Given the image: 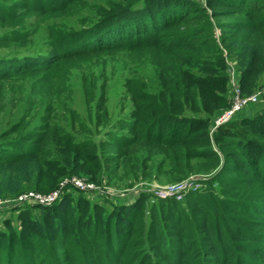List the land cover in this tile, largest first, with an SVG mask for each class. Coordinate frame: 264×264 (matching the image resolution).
Returning <instances> with one entry per match:
<instances>
[{"label":"trees","instance_id":"obj_1","mask_svg":"<svg viewBox=\"0 0 264 264\" xmlns=\"http://www.w3.org/2000/svg\"><path fill=\"white\" fill-rule=\"evenodd\" d=\"M84 3L16 0L11 8L0 5V23L15 25L29 14L69 12ZM102 14L91 27L64 35L55 45L59 49L50 57L0 61V78L9 77L13 71L37 75L56 68L59 72L57 69L67 61L147 45L157 51L160 64L167 66L168 74L162 70L159 76L165 94L182 102L183 88L189 93L192 87L200 109L207 116L213 115L229 106L225 58L217 48L214 54L195 61L202 45H215L213 35L206 30L213 16L235 18L220 24L225 34L252 35L247 47L249 59L239 84L242 95L257 88L255 82L264 57V47L257 37L264 30V0H142L138 7L131 2H113L102 9ZM183 27H187L184 32ZM20 40L25 42L24 37ZM194 62L198 65L196 74L191 70ZM132 83L129 91L135 120L130 135L110 141L114 148L130 149L141 140L152 147L166 148L163 153L170 160L175 156L179 161L204 159L213 161L214 166L221 164L219 173L230 174L213 177L220 181L221 197L213 195L211 185L206 199L192 189L179 199H158V205L148 206L150 195L141 194L133 206L121 205L109 217L115 233L123 237L121 247L113 248L112 239L104 245L98 240L100 232L111 229L106 219L113 213L107 214L102 204L89 202L83 191L65 186L56 205L17 204L16 232L7 236L0 232V244L9 242L7 255H0V264H125L124 257H128V264H264V106L239 114L211 133V119L174 114L182 109L170 112L156 95ZM66 141L67 146L86 156L96 154L92 140L66 137ZM22 150L16 149L19 155ZM0 154L4 156V152ZM72 190L76 193H70ZM145 204L149 224L138 219ZM32 207L43 210L41 220L32 215ZM91 227L95 234L90 233ZM17 245L19 252L14 249Z\"/></svg>","mask_w":264,"mask_h":264},{"label":"rangeland","instance_id":"obj_2","mask_svg":"<svg viewBox=\"0 0 264 264\" xmlns=\"http://www.w3.org/2000/svg\"><path fill=\"white\" fill-rule=\"evenodd\" d=\"M15 2L0 0V5L11 8ZM113 2H131L138 7L142 0L135 3L133 0H85L84 4L69 12L29 14L23 22L15 25L0 23V61L12 62L26 56L51 55L52 51L59 49L55 45L64 35L91 27L103 17L102 9H108ZM234 20L210 16L206 30L213 35L215 45L211 48L207 44L202 45L200 52L195 53V61L197 58L202 60L217 52L218 48L225 58L229 105L238 94L239 98L250 95L241 94L239 83L249 59L247 47L252 35L237 32L225 34L219 29L220 24ZM186 30L187 27L182 28L183 32ZM20 37H24L25 42ZM257 37L264 47V30ZM197 66L196 62L191 64L195 74ZM162 70L168 74L167 66L160 64L157 51L147 45H138L64 62L57 69L59 72H56V68L37 75L13 71L9 77L0 78V153L4 152V156L0 154V232L5 236L9 232H16L17 198L31 192L43 196L57 192L60 199L65 192L62 185L72 178L97 187L84 192L89 200L84 198L91 203L102 204L107 214L113 213L106 219L111 229L98 235L102 245L112 239L113 248L121 247L123 240L118 232L115 233L111 219L114 211L121 205L133 206L141 194L150 195L148 206L158 199L176 198L169 191L173 186L177 188L173 189L174 193L193 189L197 190L196 195L200 194L206 199L210 196L208 188L212 185L213 195L221 197L218 190L220 181L213 177L230 175L219 173L221 164L214 166L213 161L204 159L179 161L175 156L170 160L163 153L167 151L166 148L152 147L141 140L130 149L114 148L110 142L118 140L117 137L121 135H130V125L135 120V106L129 91L133 86L132 81L146 92L156 95L157 100L165 102L170 112L181 108L180 112L174 114L206 116L211 119V133L216 130L214 124L226 110H217L207 116L200 109V100L192 87L189 93L186 87L183 88L185 95L182 102L165 94L159 78ZM255 83L257 88L253 93L262 91V99L244 106L240 114L264 106V57ZM66 137L92 140L97 146L95 156H86L85 152L67 146ZM18 147H23L22 155L17 153ZM7 151L11 153L7 154ZM70 193L76 192L72 190ZM181 202L185 205L186 200ZM146 207L147 204L138 216L143 224L150 222ZM31 211L35 218L41 220L42 209L32 207ZM93 232L95 234L96 230L91 227L90 233ZM8 243L0 244L1 256L7 255ZM14 247L15 251H20L18 245ZM127 258L124 257L125 264H128Z\"/></svg>","mask_w":264,"mask_h":264},{"label":"built area","instance_id":"obj_3","mask_svg":"<svg viewBox=\"0 0 264 264\" xmlns=\"http://www.w3.org/2000/svg\"><path fill=\"white\" fill-rule=\"evenodd\" d=\"M262 95H263L262 91H256L244 98H239V94H238V96H236L235 98V101L231 105H229L227 108L224 109L226 111L223 112V114L219 116L218 118L219 120L217 119L214 125L219 126L221 124L226 123L227 121L234 119L235 116H238L241 113L239 111L244 106L252 105L258 102L259 100L262 99ZM65 186H70L74 189H77L83 192H89L97 188V187H94V185H90L88 183L82 182L81 179L79 178H72V180H69L67 184L66 183L63 184L62 188H64ZM173 189H177V188L173 186L169 189V191L172 192L171 195L176 196V198L178 199L181 198V196L188 191L186 189H183L182 191L180 190V192L178 193H174ZM59 196L60 195L57 192H53L47 196H43L41 194L31 192L28 195L20 196L19 198H17V202L15 204H23V205L38 204L42 206H49L52 204L53 201L55 202L57 199H59Z\"/></svg>","mask_w":264,"mask_h":264}]
</instances>
